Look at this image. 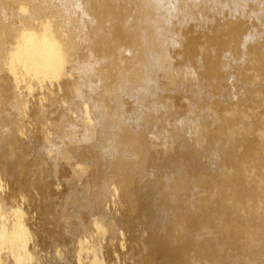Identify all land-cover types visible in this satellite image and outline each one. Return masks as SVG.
I'll return each mask as SVG.
<instances>
[{"label": "rangeland", "instance_id": "374dc122", "mask_svg": "<svg viewBox=\"0 0 264 264\" xmlns=\"http://www.w3.org/2000/svg\"><path fill=\"white\" fill-rule=\"evenodd\" d=\"M60 1L62 0H50L49 2H51V7L52 5L54 7V5L56 6V3ZM112 1L113 2H111V5L112 3H114L115 5L113 4L112 6L114 8L117 6L118 8L116 7V10L119 12H122L124 16L123 20L125 21L129 20V22H127L129 24L133 22L134 18L137 17L135 14L138 15L137 7H135L133 4L131 5L130 1H133V0H117V1L112 0ZM176 1L177 0H164L163 6L165 8H168L170 10L172 9L175 11V7H176L175 5H177V3L179 4L181 0L177 2ZM210 1L211 0H206V1L198 0L197 2H200V4L198 3L200 7H201V4H203L202 2H204L203 4L204 7L202 5V8H199L198 7L199 5L193 6L191 3L188 4V6L192 8L194 18L190 20V22H186V24L184 23L186 28L182 26L183 31L181 30V27L178 26V22H177V20L179 19L178 15L176 17L177 19L173 21L172 25L174 26L176 24L174 27L172 26V29L174 30V32H176V30L178 29L177 30V32H179L178 34H182L179 37L186 35V34L184 35L183 32L188 34L185 36V38H187V36H190V37H188L187 39L185 38L180 39L181 43H178V46H176L180 50L175 47L174 48L176 50H174V48L172 46L169 47V45L167 44V41H165L166 46H164L165 45L164 43L163 47L166 48L168 52L170 53L169 54L170 62L168 61L166 65L167 67H165L166 71L163 70L164 74L163 72H160L162 71V69L160 71L158 69L159 71L158 72L157 69L152 64H149L147 65L148 70L146 69L148 71L146 72L147 73L146 74L147 77L145 79L146 82L138 81V84H137V82L135 81L134 83L133 81H130L128 84H126L127 86L125 87L123 85L124 83L123 81L120 84V86L123 85V87H120V89H117V85L119 86V80L114 79V74L117 71L116 69L117 67H115L117 63V60H116L117 53L111 50L110 54H108L107 56L108 58H105L106 64L105 63L102 64V66H100L101 68H99L100 71L104 72L103 78L101 80L102 85H100L101 91L104 90L103 92L105 93L106 88H112V86L116 85L115 82H117V85L114 90L112 89V91L105 93L106 95L103 92L99 91L95 94V96L97 99H103L104 96L106 99L107 97L106 104H107L109 111H112L114 115L117 114L116 117L120 118L119 120L120 122H123V121L127 122L126 120L128 119L130 121L131 119H133L134 115L137 113L141 115L144 114L143 117H145V114H148V112L150 113L151 110L153 112V118H154V119L152 118L151 114H148V116L151 115L150 118L146 115L147 118L145 117V119L143 120V123L145 125L142 123L143 125L142 126L143 127L142 136H144V138L143 137L138 138L139 145L138 144L137 145L139 147L137 146V149L140 148V146L141 147L144 146L147 148V149H143L144 152L140 148L143 154L145 153L144 157L146 156L145 158L147 162L144 164L145 165L144 167L143 162H145L144 160L145 158L142 156V154L141 156L143 157L142 158L143 160L140 159V156L138 157L143 162L139 160V162H141V165L139 163V167L141 166V168H139L138 163H136L137 169L135 171L138 170L136 173L137 179L134 181L135 183L131 184L132 186L130 185V187L134 186L133 187L134 189L132 188L133 191H131V188L129 187V190L127 193V194L130 193L128 195L130 199L129 198L127 199V194L123 196L124 199L123 197L118 199L119 197L115 195V197L116 196L118 197L117 198L118 201H117L112 192L110 194L111 196H108L109 198L104 197L105 199H103L102 201L103 203H105V204H102L104 214L101 215V214H98L97 212L87 211V213L92 214L90 216L89 214L86 213V211L85 213H81V217H82V214L84 215V217H82L83 219L80 217L81 218L80 222H82V225L84 226L88 225L87 221L92 222L93 220L100 221V222L104 221L106 222V225L109 224L107 222L108 219H106L107 217L105 214H107L108 217H110L111 215L118 217L122 219L123 221H126L125 219L128 218L130 222L128 227L126 226L125 228L121 226V228H119L120 231L118 230L117 235H115L117 237L116 238L114 237L115 238L114 241L111 240L110 243H107L106 240L105 241L101 240V242L98 243V246L96 245V247L100 248L98 249V251H96L97 252L96 257L99 256L98 259L100 260L99 262L101 264H186L178 260L179 254L181 253L180 249L181 247L187 246L185 245L186 242L183 240H181L180 242H178L177 240L174 243L172 242V240L175 237L177 238V236L179 235L178 231L180 228H184V230L185 229L186 230H190V229L199 230L200 232H202L204 236V239H203L204 241L202 244H199L197 247L199 253L207 252L209 250V245H210L209 243L213 242L214 239H217L216 237L221 236L222 239L220 241V244H221V248H222V245L224 246V248L221 249L223 252L222 258H221L222 262L219 264H229V263L231 264L233 262H235L233 264H245V263L249 264V262L252 261L253 255L257 256L258 261L256 262V264H264V140H261V139L259 140L258 138L259 134L257 135V133L259 132V128L264 130V21L261 24H259L258 22H256L255 24V22L251 21V16L249 15L251 14L249 12L255 11L253 9L257 8L258 2L257 3L255 2L256 4L252 3V4L246 5L245 10L242 12L245 18H243L244 17L243 16L240 19L241 24L239 23V25L237 26V29L244 31L245 34L247 33L250 34V33L255 32L256 37L253 41L245 44V47L242 49L241 52L234 51L233 53L231 52L230 54H228L226 49L229 47L228 43H230V39L234 33L232 31H234L235 29L233 30L232 27L226 26L225 29L223 30V35L221 36V38L213 37V32L216 33L217 28L220 29L221 24L225 23L222 21H226V17L223 15H214L210 17L208 14L212 13L214 9L213 4L217 3L216 1L218 0H212V1H215L213 3ZM227 1H235V0H219L218 3L224 4ZM118 4L120 5L118 6ZM255 6L256 8H254ZM211 7H212V10H211ZM250 7H253V8H250ZM195 8L197 9V11ZM200 9L201 11H199ZM248 9L250 11H248ZM126 12H129V13H126ZM83 15H81L82 20L81 19L80 20L83 21L85 24H88L86 25L87 27H89V25L92 26L93 24H96V23L97 25H100L103 23V21L100 20L99 18L101 17L100 13H98L99 17L96 16V18H94L95 20L97 19L96 21L92 19L93 17L90 14L89 16L86 14L87 19H84L85 17ZM224 17H225V20H224ZM204 19H207V20H204ZM17 22H18L17 19H12L11 21V23L18 25L19 23ZM104 23L103 25H108ZM161 26L162 25H160L157 30L162 31L165 25L162 27ZM104 28L105 30L107 29L106 26ZM104 28H103V32H104ZM190 29H192L193 32L190 31ZM105 33H107V30L105 31ZM193 34H194V38H192V42H191V36L193 37ZM209 34L211 36H209ZM206 36H208V38ZM204 38H205V41H204ZM121 39H124L125 42L124 40H121ZM121 39L119 43H117L118 47L126 48L127 46L128 47L130 46V48L134 49L132 52V56L134 54L135 55L139 54V50L143 48V46L141 45L139 46L138 43L136 44L139 47L135 44L136 48L132 44H128L126 41H128L129 43L130 42L132 43V41L130 39H127L126 37H123ZM184 39L186 41L189 40L188 41L189 43L187 45H190V44L195 45L196 51L194 50L192 53H190L187 56L185 55L183 56L181 52L179 56L178 55L180 53L179 51H183L182 48L187 43L186 41L184 42ZM206 39L207 40L209 39L211 43L207 41ZM14 40L15 38H13L12 40L13 42L10 41L9 43L6 44L5 49L8 52L9 50L10 51L12 50L11 48H12V44L14 43ZM201 41L202 42L204 41L203 44L201 43ZM121 42H123V44ZM254 42L257 44H255ZM180 44L181 46L182 45L184 46H182L181 48ZM203 45L204 47H206V50L204 51L203 54H200L201 53L200 50L204 48ZM223 46H226V48ZM85 48L86 47L83 46L82 49L80 50L81 51L80 54L82 53V55L79 54V58L83 57V54L86 53L87 48L86 49ZM169 50L172 52V54ZM206 52L209 54H207ZM259 52H261L262 55ZM259 54L262 56L261 58ZM0 56H1L0 57V65H1L3 57H4L3 52H0ZM123 56L128 57V58L125 57L127 60L130 58L128 54H125ZM257 56L258 58H255ZM199 57H201L202 65L205 67H209L207 71H204V72L203 71L200 72V70L197 71V67L194 66V64H196L195 62L197 61ZM222 57L223 58L225 57V58L223 59ZM230 57H231V60H229ZM246 57L249 59H247ZM254 58L256 59V61L255 60L252 61ZM221 60H224V61H221ZM112 61L114 63H112ZM226 61L227 63H230V62L231 63L229 65L225 63L226 66L224 69L226 70H224L220 67V65L222 62H226ZM168 68L174 72L175 76H178V78L177 77L174 78L175 79L173 83L174 85L172 84L174 88L170 87L172 85L169 81L166 83L164 82L166 81L165 72L169 71ZM173 69L177 73H175ZM181 71H183L182 72L183 74L181 73ZM188 71H189V74H188ZM195 71H197V76H196L197 78L191 77L192 74L190 72H192L193 74H196ZM156 72L158 74L159 73L161 74L158 75ZM184 73L186 74V76H184L185 75ZM200 73H204V74L200 75ZM16 75L17 77L15 78V81H13V83L16 82L15 83L16 87L14 89V95L16 96V98L18 97L17 99H19L21 102L18 107V110H16V108L15 110L12 109L6 102L9 100L8 97H10L11 94H9L7 90H3L2 87L7 82H12V80H11V77L9 78L8 72L0 68V136H2V141H6L10 145H16V146L19 145V150L15 157L16 158L15 162L17 164H20L18 166L19 169L17 168V171H15L14 176L8 177L12 180L7 179V177L4 175L2 176V178L0 177V227L8 226L11 224H18V225L20 224L21 226H23V228H25V230L27 231L29 235L24 245L20 248L17 247L15 250H13L14 252H11L12 254L18 255L22 248L25 252L28 251V252H31V254H34L33 255L34 258L38 257L36 258L40 260L39 262H37L38 264H89V262L91 261V258L90 259L88 258L90 256L87 257L86 254H82L80 258L75 256V251H74L75 249L73 248L74 245L72 246V244H70V241L67 240L66 237L64 238L63 236H61L62 234H60L61 232H60L58 224L56 226V223H54V221L56 220L54 219L50 220L51 223L43 220V217H45L46 214L49 213V211L62 206L61 203L63 202L64 197L69 193L68 188H65V186L63 187L62 181L64 182V179L65 178L67 179L69 177V174H71L70 173L71 167L67 165L62 166L61 164V165H58L59 168L57 169L56 174L54 175L52 173V160L50 159L48 152L47 153L45 152L46 154H44V151H42L41 143L43 142V137L47 136L49 132L48 127H50L53 122H57L56 120H58L59 117L61 116L60 110L64 108L62 106L57 105V103L56 104L53 102L51 103L48 97L49 95L53 93L59 96L60 98L59 102H63L66 104V102H69V100L72 97V92H71L72 89L69 85L65 83L67 82L66 80L60 79V81L53 82L52 80H49L45 77V78H42L43 79V82H42V81L35 80L33 78L26 77V75L20 72L19 69ZM190 79L191 80L193 79V80L190 81ZM147 82L149 83V85ZM101 83L99 82V84ZM133 84L134 85L137 84V86L140 88L137 87L138 88L137 89L136 86H134ZM166 84H167V87H166ZM132 86H134L136 90ZM156 86L157 88L158 87L159 88L157 89ZM145 87H148L150 89L145 88ZM123 88L124 89L126 88V89L123 90ZM143 88L145 89L143 90ZM155 88L157 89V91H155ZM140 89H142L144 92H142V90L140 91ZM160 89L162 92L159 91ZM203 89L205 92L202 91ZM250 89H253V90H250ZM222 90H225V92L223 93ZM121 91L123 92L122 94L124 96L121 95L120 93ZM154 91L159 92V93L156 94ZM145 92L147 94H150L148 95L149 96L148 98H147V95L144 94ZM152 92L154 95L153 97H151ZM137 94L138 95L141 94V95L138 97ZM108 95H111V96H108ZM116 95H118L122 100L118 98V96ZM203 96H206V97H203ZM220 96L222 97L220 98ZM136 97L139 98L140 100L142 98L145 99V97L146 99L144 101L143 99L139 101L137 100ZM202 97H203L202 99L203 102L200 99ZM108 98H110V100L114 98L115 101L112 100V103H111L110 100H108ZM222 98L223 100L225 99V102L221 100ZM148 99L149 101H147ZM150 100H151V103H150ZM116 101L118 102L120 101V103H117ZM147 102H149L150 105H148ZM152 102L153 103L155 102V103L152 104ZM114 103L117 108L120 107L119 110L116 109V107H114ZM82 104H83V101L79 106L80 107L82 106L81 107L82 111L83 112L85 111L86 116L88 115L89 117L90 112H89V108H87L88 106L85 103L83 105ZM146 105H148L149 107L151 106V107L149 108ZM110 106H113V107L111 108ZM133 106L135 107V109L136 107L138 108L135 110L134 108H132ZM191 106H194L193 109L191 108ZM141 107L143 108L142 110H141ZM152 107L153 109H151ZM154 107H156L157 109ZM188 107H190L191 109ZM115 110H116V113H115ZM147 110L149 111L147 112ZM155 110H158V111H155ZM19 112L21 115L19 114ZM34 112L41 113V117L43 121L42 124L44 128L42 133L44 134L40 133L41 131V129H39L40 124H38L36 120V115ZM231 112H233L234 114ZM132 114L134 115L132 116ZM73 116L75 118H73ZM69 118L72 121L71 124L73 123L72 125H76L77 127L76 126L75 127L78 129L77 132L79 131L78 133H80V130L82 129L81 128L82 122L79 118L78 112L73 111L71 113V116L69 114ZM193 119L195 120L198 119V122L200 123L199 127L202 128V129L199 128L200 131L198 130L199 133L202 131L200 134L203 135L201 136L203 140L200 139L202 142L199 141L201 143V146L199 142H198V145L195 142L196 140L198 141L197 137H195L196 138L195 141L193 139L194 137L192 138L193 136L192 134H194V136H197L196 132H198L195 126H194L195 128H193L192 123L193 121H195ZM182 120H183V124L179 125L178 123L181 121L180 122L181 124ZM184 121L188 122V124H185L186 122L184 123ZM88 122L91 125L92 123H94L93 120L92 122L88 120L87 123ZM244 122L246 123V127H248L250 131L254 127L255 129H253L252 131L254 130L255 131L249 132V129H248V131H246V133L248 132L247 133L248 137L244 133V135L241 136L243 140L242 139L236 140L238 142L239 140L243 141V142L241 141L242 142L241 146L244 147L242 148V147H239L240 142L237 143L235 142V138L231 139L230 137H227V136L229 135V131L231 129L239 128L238 126L242 125V123L244 124ZM13 124L16 125V130L11 134L9 128ZM249 124H250V127H249ZM79 126H80V129H79ZM178 126H181V128L183 129H181ZM228 127L230 128L229 131L227 130L229 129ZM189 128H192V129L190 130ZM178 129H181V130H178ZM19 130H22V131L19 132ZM164 130L167 132V134L165 135H163L165 133L163 132ZM226 130L228 132L225 133ZM255 132H256V135H255ZM155 133L156 134L163 133L162 135L161 134H158V135H160L161 137L163 136L164 138L166 135L168 137L166 136L167 137L166 139H162L163 137L159 138L158 139L159 143H158V141L156 139H155L156 141L153 140L154 138L152 137ZM223 136H226V138ZM221 139L223 141H221ZM245 139H247L245 141L246 143L244 142ZM161 140L162 141L168 140L170 142L169 144V142L167 141L168 143L166 144H168V146L164 145V147L166 146L167 149L169 150V151L167 150L168 152L164 150L162 146H159V144L163 145L161 144L162 142ZM58 142H59L58 139L57 141L56 140L53 141V143H55L54 144L55 146H57V144L59 145ZM53 143L51 141V144ZM235 143L238 145H234ZM180 145L187 146V148H185L184 146L183 148L184 152L183 151L179 152L180 150H182V148L181 149L179 148L181 147ZM159 147L160 149H158ZM177 148H179L180 150ZM200 148L202 149V151H200L201 150ZM235 149L238 153L235 152ZM205 150L209 152L211 151L212 154L215 156V159L213 158V160L211 161L208 159L209 161H207L206 159L207 151L205 153ZM156 155L159 157L157 158ZM47 156H49L48 159H47ZM147 156H148V159H147ZM202 156L203 157L205 156L206 158L204 157L203 159ZM138 158L136 160L137 162H138ZM156 159H158L161 163L160 162L156 163L158 161ZM205 159L207 162H205ZM75 163L78 164L77 161H75L73 164L76 165ZM6 166H7L6 160L0 159V171H2V169ZM178 166L181 169L180 170L181 172L175 171L176 167ZM94 168H97V166L95 165ZM142 168L146 170H143ZM141 169L144 172L140 171ZM140 175L142 177L144 176L143 179ZM168 177L170 179H168ZM165 181L168 183L167 185L169 187L167 189L169 192L165 191L166 193L164 192V188L166 184V183L164 184ZM261 183L263 184V187H261L262 191L261 189H259ZM112 184L116 188L115 182ZM169 184L171 185L169 186ZM178 185H181V186H178ZM109 186H111V183L109 184ZM111 187L112 189H114L113 186ZM246 187H248L249 202L247 199L245 200L246 202H243L239 198L240 191H242ZM152 189H154L153 191H156V190L157 192L159 191L158 192L159 197L158 199H156L157 202L156 201L152 202L149 199L151 194H155V195L157 194L156 192L153 193V191H151ZM179 191L180 193H183V194H180ZM114 193H115V190H114ZM167 193L168 195H166ZM170 193L171 194L176 193V196H177L176 202H178V203H175V205H177L176 210L177 211L180 210L179 213H181V214L178 213L176 217L178 220L180 221L182 220L181 222H184V223H181L180 221L175 220L176 218L174 217L175 219L174 220L171 219L170 221L172 224L169 223L168 225L170 226H167L165 230L161 231L158 225L154 227V225L152 224L153 218L155 217L154 216L155 214L153 213L154 211L155 213L156 211H159L158 208L160 209L161 206L164 209L169 204L168 198H169ZM141 196H142V199L145 198L144 199L145 201L141 199ZM190 198L193 200H191ZM143 201L146 204H142L144 203ZM149 202H151V204H148ZM200 204L201 206H199ZM144 205H147V206H144ZM218 208L220 209L219 218L217 217V214L215 213ZM149 212L152 214V215L150 214V216H152V219L148 215ZM85 214L86 216L89 215L90 218H88L89 216L86 217ZM180 215L183 217L185 216V217L183 218ZM103 217H106V218H103ZM134 218H135V221L133 220ZM235 218L236 219L238 218V220H236ZM110 219L108 221H110ZM225 220L227 222L224 224ZM133 221L134 222L137 221V223H134ZM138 222L140 224H138ZM150 222H151V225H149ZM132 223L136 224V226ZM155 223H158V222H155ZM220 223L222 224V226ZM150 226L152 227V229ZM227 233H230L232 237L229 236L228 234V237H229L228 238ZM248 236L249 237L252 236V237L249 238ZM82 238L84 240L83 243H86V242L89 243V241L91 240L88 237H82ZM145 243H148L151 247V248L149 247L150 249L149 248L147 249L148 251H144L143 249L144 248L143 246ZM228 243H229V246H228ZM90 244L91 246L93 245L92 242H90L89 245ZM69 247L70 248L72 247V248L70 249ZM34 248H36V250ZM224 250L228 252V254ZM231 255L233 258L231 257ZM9 256H10V251H7V250L4 251V249L0 250V264H12L9 261V258H8ZM209 257L210 258H208L209 260L207 261V263L199 262V260H197L194 255H190L189 253L188 255L189 261L187 264H217V261L219 260V258L216 255L211 254V256ZM76 259L77 260L79 259V260L77 261ZM225 259L227 260L225 261ZM232 259H233V262H232Z\"/></svg>", "mask_w": 264, "mask_h": 264}, {"label": "bare ground", "instance_id": "6f19581e", "mask_svg": "<svg viewBox=\"0 0 264 264\" xmlns=\"http://www.w3.org/2000/svg\"><path fill=\"white\" fill-rule=\"evenodd\" d=\"M49 1L50 0H0V52H3V54H4L3 60L1 59L2 63L0 65V68L2 70H6L9 74V78L11 77V80H12V82H7L2 87V89L7 90L9 92V94H11L10 97H8L9 100L8 99H7L8 101L5 100L7 102V104L12 109L15 110V108H16V110H18V107H19L21 102L19 99H17L18 97L16 98V96L14 95V89L16 87V84H15L16 82L13 83V81H15V78L17 77L16 74H17L18 69L20 72H22L28 78H33L35 80L42 81V82H43L42 78H45V77L49 80H52L53 82L60 81V79L66 80L67 82H65V83L71 87L72 97L70 96L71 99L69 100V102H66V104L63 102H59V99H60L59 96L55 95L53 93L51 95H49V97H48L49 101H51V103L52 102L55 104L57 103V105L62 106L64 108L60 110L61 116L59 117L58 120H56L57 122H53L51 124V126L48 127L49 132H48L47 136L43 137V142L41 143L42 144V151H44V154H46L48 152V155L50 156V159L52 160V173L54 175L56 174V171L59 168L58 165H61V164H62V166H64V165L70 166L71 167V170H70L71 174H69V177L67 179L66 178L64 179V182L62 181L63 187L65 186V188H68V191H69V193L64 197V200L62 199L63 202L60 200L62 202L61 203L62 206L57 207L56 209H52L51 211H49V213L46 212L47 214L45 217H43V220H45L46 222H50V220H53V219L56 220V221H54V223H56V226L58 224L60 232H61L60 234H62L61 236H63L64 238L66 237V239L70 241V244H72V246L74 245L73 248L75 249L74 250L75 256L80 258L82 254H86L87 257L90 256L88 259L91 258V261H90L91 264H101L99 262L100 260L98 259L99 256L96 257V253H97L96 251H98V249H100V248L96 247V245L98 246V243L101 242V240H104V241L106 240L107 243H110L111 240L114 241V239L117 237L115 235H117L119 228H121V226H123L125 228H126V226L128 227L130 222H129L128 218L127 219L124 218L126 221H123L122 219L115 217V216H112V215L110 216L111 217V219H110V217H108L107 214H105L107 218L106 217H103V218H106L108 220L110 219V221L107 220V222L109 224L106 225V222H104L103 220L102 221L104 223L100 222V221H96V220L94 221L93 220L94 222L93 221L92 222L87 221L88 225L84 226V225H82V222H80L81 221L80 219L82 217H84L83 214L81 217V213H85V211H86V213H87V211L88 212L92 211V212H97L98 214H101V215L104 214L102 204H105V203L102 202L103 199H105L108 196H111L110 194L113 192L114 197H115V195H117L119 197V198L117 196L115 197V199L118 201V199L122 198L125 194L128 193L130 185L132 183H135L134 181L137 179L136 173L138 171V170L135 171L137 169L136 163H138V167H139V163L141 165V162H139V160L144 157L145 153L143 154V152H144L143 149H147L146 147L143 146L144 144L142 145L144 148L140 146V148L142 149L143 152L141 151L140 148H138L139 150L137 149V146L139 145L138 144V141H139L138 138H141V137L144 138V136H142L143 135L142 123H143V120L145 119V117L147 118L148 114H151L152 118H153V112L151 110V109H153V107L150 109L152 113L151 112L149 113L148 112L149 110H147L148 114H145V117H143L144 114L141 115V114L137 113L135 115L132 114V116L134 115V117L130 121H129V119L126 120L124 118L127 122H124L122 119L121 120L123 122H120L119 121L120 118L116 117L117 114L114 115L112 111H109L107 104H106L107 97H106V99H105V96L103 97V99H97L95 96V94L97 92L101 91L100 85H102L101 80H102L103 74H104V72L100 71L99 68H101L100 66H102V64L105 63V58H108L107 56H108V54H110L111 50L117 53V59H116L117 63L115 65V67H117L116 68L117 71L114 74V79L119 80V86L117 85V82L114 81L117 85V89H120V87H123V85L126 87L127 86L126 84H128L130 81H133V83L135 81V82H137V84H138V81L146 82V80H145L147 77L146 72H148L147 71L148 70L147 65H149V64H152L157 69V71H158V69H159V71L162 69V71H160V72H163V70L166 71L165 67H167L166 65L169 61V54L170 53L168 52V50L166 48L163 47L165 41H167V44L169 45V47L172 46L173 48L174 47L177 48L176 46H178V43H181L180 39L185 38V36L188 35L187 33L183 32L184 35L185 34L186 35L179 37L182 34H178L179 33V32H177L178 29L176 30V32H174V30L172 29L173 21L175 19H177L176 17L178 15L179 16V19L177 20L178 26L181 27V30H182V26L186 28V26H185L186 22H190V20H192L194 18L192 8H190L188 6V4L191 3L193 6H198L200 4V2H197L198 0H181L179 2V4L177 3L178 6L175 5L176 7H175V11H174L172 9L170 10L168 8H165L163 6L164 0H133L130 2H131V5L133 4L135 7H137L138 15L135 14L137 17H135L133 22H131L129 24V23H127V22H129V20L128 21L123 20L124 16H123L122 12H119L116 10L117 6L114 8L112 6L114 3H112V5H111V2H113L112 0H62L58 3H56V6L54 5V7H53V5H52L53 8L51 7V2H49ZM177 1H179V0H177ZM218 1H216L217 3L213 4L214 6L211 4L214 9H213L212 13L208 14V15L210 17H212L214 15H223L226 17V21H222L225 23L221 24L220 29L217 28L216 33L213 32V37H216V38L220 37L221 38V36L223 35V30L225 29V27L226 26L232 27L233 30L234 29L235 30L234 31L231 30L234 33H233L231 39L229 38L230 43H228L229 47L226 49V51L228 54H230L231 52L233 53L234 51L241 52L242 49L245 47V44L253 41L256 37L255 32L250 33V34H248V33L245 34L244 31L237 29V26L240 23V19L244 16L242 14V12L245 10L246 5L258 2L257 8L255 6L254 8H256V9H253L255 11L249 12V13H251L249 15L251 16V21L255 22V24H256V22L261 24L264 21V1L263 0H235V1H227L224 4L218 3ZM55 2H57V1H55ZM207 2H209V1H207ZM210 2L213 3L215 1L211 0ZM222 2H224V1H222ZM127 3H129V2H127ZM202 3L204 4V2H202ZM124 4H125V2H124ZM203 4H201V7H200V5L198 7L202 8ZM209 4H208V6H209ZM119 5L120 4H118V6ZM123 7H124V5H123ZM203 7H204V5H203ZM250 8H253V7H250ZM133 10H134V8H133ZM204 10H206V9H204ZM211 10H212V7H211ZM196 11H197V9H196ZM199 11H201V9ZM248 11H250V10L248 9ZM98 13L101 14L100 15L101 17L98 16ZM126 13H129V12H126ZM83 14H85V15H83ZM86 14L88 16L90 14L93 17L92 19L94 21L97 20V19L95 20L94 18H96V16H98L100 18V20L103 21V23L105 22L108 25H103V23L100 25H97V23H96V24H93L92 26L89 25V27H87L86 25H88V24H85L83 21H81L82 20L81 15H83L85 17V18L83 17L84 19H87ZM130 15H132V14H130ZM131 17H133V16H131ZM225 17H224V20H225ZM243 18H245V16ZM12 19H17L18 20L17 23H19V24L17 25V24L11 23ZM204 20H207V19H204ZM199 21H200V19H199ZM160 25H162V26L165 25L164 29L162 31L157 30ZM105 26L107 28L106 29L107 33H105V31H106L104 28ZM214 26H216V25H214ZM180 27H179V29H180ZM103 28H104V32H103ZM176 28H178V27H176ZM232 28H230V29H232ZM192 29H190V31H192ZM209 36H211V35L209 34ZM123 37H126L127 39H130L132 41V43L131 42L129 43L128 41H126L128 44H132L133 46H135V44L138 43L139 46L140 45L143 46V48L141 50H139V54H136V55L134 54L132 56V52L134 49L130 48V46L129 47L127 46L126 48L118 47L117 43H119L120 39ZM188 37H190V36H187V38ZM206 37L208 38V36H206ZM228 37H229V35H228ZM13 38H15V40H14V43L12 44V48H11L12 50L11 51L9 50V52H8L5 49L6 44L9 43L10 41H12ZM187 38H185V39H187ZM192 38H194V34H193V37L191 36V42H192ZM185 39H184V42L186 41ZM209 39L208 40L206 39V40L209 41ZM121 40H124V39H121ZM214 40H215V38H214ZM182 41H183V39H182ZM188 41H186L187 42L186 45L189 43ZM204 41H205V38H204ZM124 42H125V40H124ZM193 42H195V41H193ZM203 42L201 41L202 44H203ZM217 42H219V41H217ZM121 43L123 44V42H121ZM199 44H200V42H199ZM205 44H207V43H205ZM226 44H227V42H226ZM255 44H257V43H255ZM186 45L185 46L182 45V46H184L182 48V46L180 44L183 51H179L180 52L178 54L179 56H180L181 52H182L183 56L184 55L187 56L190 53H192L196 48L195 45H193V44H190L187 46ZM83 46H85L87 48V51L85 50L86 53L83 54V57L79 58V54L81 52L80 50L82 49ZM164 46H166V43ZM203 47H204V45H203ZM209 47H210V45H209ZM223 47L226 48V46H223ZM135 48H136V46H135ZM175 48H174V50H176ZM177 49H179V48H177ZM205 50H206V47H204L202 50H200L201 51L200 54H203ZM6 51H7V53H6ZM135 52H136V50H135ZM259 53L261 54V52H259ZM125 54H128V56H130V58L128 60L126 59L128 57L125 56L126 57L125 58L123 56ZM171 54H172V52H171ZM207 54H209V53H207ZM257 54H258V52H257ZM260 54H259V56L261 58L262 54L261 55ZM80 55H82V53ZM231 55H233V54H231ZM113 57H114V55H113ZM226 57H228V56H226ZM231 57L229 60H231ZM199 58H198L199 60L197 59V61L195 62L196 64H194V66L197 67V71L198 70H200V72L201 71H203V72L207 71L209 69V67L203 66L202 61H201V57H199ZM255 58H258V56ZM255 58L252 61H254V60L256 61ZM247 59H249V58H247ZM221 61H224V60H221ZM112 63H114V62L112 61ZM203 63H205V62H203ZM225 63H227V61L221 63L220 67L222 69L225 68V66H226ZM230 63H227V64L229 65ZM170 65H168V66H170ZM224 70H226V69H224ZM197 71H195L196 74H193L192 72H190L192 74V76H191V74H190V76L195 78L197 76ZM220 71H221V69H220ZM182 72L183 71H181V73ZM185 72H186V70H185ZM165 73H166V81H164L165 83L169 81L172 85L175 81L174 78L175 77L178 78V76H175L174 72L171 71L170 69H169V71H167ZM175 73H177V72L175 71ZM159 74H161V73H159ZM163 74H164V72H163ZM188 74H189V71H188ZM202 74H204V73H200V75H202ZM162 76H164V75H162ZM184 76H186V74ZM190 76H189V78H190ZM229 79H230V77H229ZM192 80L190 79V81H192ZM215 80H216V78H215ZM123 81H124L123 85L120 86V84ZM151 81H149V82H151ZM99 82L101 84H99ZM137 84H135V85L133 84V85L136 86V88H137L138 87ZM116 85L112 86V88H106L105 93L112 91V89L114 90L116 88ZM148 85H149V83H148ZM173 85L172 86L168 85V86L173 87ZM134 86H132V87L134 88ZM110 87H111V85H110ZM162 87H164V86H162ZM166 87H167V84H166ZM136 88H134V89L136 90ZM138 88H140V87H138ZM145 88H148V87H145ZM145 88H143V90ZM156 88H157V86H156ZM156 88H155V91H157V89L159 87L157 89ZM103 89H105V88H103ZM125 89L123 88V90H125ZM148 89H150V88H148ZM121 90H122V88H121ZM141 90L142 89H140V91ZM143 90H142V92H144ZM250 90H253V89H250ZM103 91H101V92H103ZM159 91L162 92L161 89ZM202 91L205 92L204 89ZM222 91H223V93L225 92V90H222ZM120 93H121V95H123L122 91ZM120 93H118V94H120ZM136 93H137V91H136ZM155 93L157 94L159 92H155ZM144 94L147 95V98L149 97L148 95H150V94H147L146 92ZM140 95L141 94H139L138 97ZM108 96H111V95H108ZM116 96H118V95H116ZM153 96L154 95L152 92L151 97H153ZM203 97H206V96H203ZM203 97L200 98L202 102H203V100H202ZM207 97H209V96H207ZM221 97L222 96H220V98ZM118 98H120V97L118 96ZM145 99H146V97H145ZM145 99H143V101ZM108 100H110V98H108ZM112 100L115 101L114 98H112ZM112 100H110L111 103H112ZM137 100L141 101L139 98H137ZM221 100H223V98ZM82 101H83V104L85 103L88 106L87 108H89V112H90L89 117L90 118L88 117V115L86 116L85 111L84 112L82 111V109H81L82 106L81 107L79 106L82 103ZM147 101H149V99ZM223 101L225 102V99ZM116 102L120 103V101L119 102L116 101ZM135 103H136V101H135ZM147 103H148V105H150L151 100H150V103L149 102H147ZM154 103L152 102V104H154ZM86 105H85V107H86ZM148 105H146V106H148ZM117 106H118V104H117ZM134 106L132 108L135 109ZM110 107L112 108L113 106H110ZM114 107H116L115 103H114ZM121 107H122V105H121ZM193 107L194 106H191L192 109H193ZM119 108L116 107V109H118V110H119ZM137 108L138 107H136V109ZM154 108H156V107H154ZM188 108H190V107H188ZM139 109H138V111H139ZM142 109L143 108L141 107V110ZM203 109H205V108H203ZM19 110H20V108H19ZM73 111L78 112L79 118L82 122V125H81L82 129L80 130V133H78L79 131L77 132V130H78L76 128L77 126L72 125L73 123L71 124L72 121L69 118V114L71 116V113ZM155 111H158V110H155ZM155 111H154V113H155ZM115 113H116V110H115ZM231 113H233V112H231ZM19 114H20V112H19ZM121 114H123V113H121ZM192 114H193V112H192ZM35 115H36V120H37L38 124H40V127H39V129H41L40 133H42L44 128H43V124H42L43 121H42L41 113L36 112ZM151 115H149L148 117L150 118ZM120 117H121V115H120ZM73 118H75V117L73 116ZM88 120H90L91 122L93 120L94 123H92V125H91L89 122L87 123ZM189 120H188V122H189ZM193 120H195V119H193ZM186 121H184V123ZM247 121H249V120H247ZM180 122L178 124L182 125L183 120H182L181 124H180ZM188 122H186L185 124H188ZM249 122H251V121H249ZM192 124H193V128L196 127L197 131L199 130V128H201V127H199L200 123L198 122V119L193 121ZM178 127L181 128V126H178ZM224 127H226V126H224ZM238 127L239 128H236V129L234 128L231 130H230V128L227 129L228 131L229 130L230 131H229V135L228 136L226 135V136L230 137L231 139L235 138V142H237V143L240 142L239 147H242L241 143L243 142L242 141L243 139L241 138V136H243L244 133L247 136L248 132L246 133V131H248L249 128L246 127L245 122H244V124L242 123V125H239ZM249 127H250V124H249ZM79 129H80V126H79ZM181 129H183V128H181ZM181 129H178V130H181ZM189 129L191 130L192 128H189ZM253 129H255V127ZM253 129H251V131ZM9 130H10V133L12 134L16 130V125L15 124L11 125ZM227 130L225 131V133L228 132ZM21 131L22 130H19V132H21ZM194 131H195V129H194ZM199 131L196 132L197 136H194V134H192L193 135L192 138L194 137L193 138L194 141L196 139L195 137L198 138V141L197 140L195 141L197 143V145H198L199 141L203 140L201 138V136H203V135L200 134L202 131L200 133H199ZM251 131L249 129V132H251ZM254 131H252V132H254ZM163 132H165L164 134L162 133L163 135L167 134V132L165 130ZM42 134H44V133H42ZM158 134H161V133H157V134L155 133L152 137L154 138L153 140L156 139L159 143L158 139L162 138L163 136L161 137ZM255 135H256V132H255ZM257 135L259 136L258 137L259 140L260 139L264 140V130L259 128V132L257 133ZM166 136H165V138L163 137L162 139H166L168 137V136L167 137ZM226 136H223V137L226 138ZM247 137H245V138H247ZM255 137H257V136H255ZM57 139L59 140V142H58L59 145L57 144V146H55L54 145L55 143H53V141L54 140L57 141ZM238 139H242V140H239V142H238V141H236ZM168 140H163V141L161 140L162 141L161 144H163V145L159 144V146H162L164 148V150H166V151L168 150L166 147V146H168V144H166V143H168L170 141V140L169 141ZM246 140L247 139H245L244 142ZM51 141L53 144H51ZM221 141H223V140L221 139ZM170 142H169V144H170ZM199 144L201 146L200 142H199ZM164 145H166V146L164 147ZM210 145H212V144H210ZM234 145H238V144L235 143ZM169 146H171V145H169ZM180 146L181 147H179V146H177V147H179L180 149L182 148V150H180L179 148H177V149L180 150V151L178 150L179 152H182L185 145H180ZM185 148H187V146H185ZM242 148H244V147H242ZM158 149H160V147ZM18 150H19V145H17V146L16 145H10L6 141H2V136H0V159L6 160V164H7V166L4 167L2 169V171H0V177L1 178L4 175L7 177V179H10L8 177H13L15 171H17V168L19 169L18 166L20 164H17L15 162V159H16L15 157L17 155ZM207 150H209V149H207ZM207 150H205V153ZM210 150H212V149H210ZM237 150H239V149H237ZM200 151H202V149ZM212 151H214V150H212ZM235 152H237L236 149H235ZM141 154L143 157L141 156ZM215 155H216V153H215ZM49 156H47V159ZM139 156H140V159L138 158ZM148 156H147V159H148ZM156 157L158 158L159 156L156 155ZM204 157H203V159H204ZM206 157L205 158L207 159V161H209V160L211 161V160H213V158L215 159V156L212 154L211 151L210 152L207 151ZM137 158H138V162L136 161ZM206 159H205V162H207ZM142 160H140V161H142ZM144 160H145V162L142 161L143 165L147 162L146 158ZM156 160H158V159H156ZM75 161H77L78 164L75 163L76 165H74L73 163ZM158 162H160V161L158 160L156 163H158ZM210 163H212V162H210ZM95 165L97 166V168H94ZM143 165H142V167H143ZM144 167H145V165H144ZM139 168H141V166ZM142 169L140 171L146 170V169H143V170ZM180 170L181 169L179 168V166L176 167V169H175V171H177V172H181ZM146 175H147V173H146ZM143 177H142V179H143ZM3 178H5V177H3ZM168 179H170V178L168 177ZM10 180H12V179H10ZM114 182H115L116 188L112 184ZM110 183L114 189H112V187L109 186ZM164 184H165L164 192L165 191L169 192L167 190L169 188L167 185L168 183L165 181ZM170 185L171 184H169V186ZM178 186H181V185H178ZM133 187H130L131 191H133V189H134ZM261 187H263L262 183L259 187V189H261V191H262ZM114 190H115V193H114ZM148 190H150V189H148ZM153 190L154 189H152L151 191H153ZM154 192H156L157 194L155 195V194L150 193L151 195H150L149 199L152 202L153 201L157 202L156 199H158V197H159V195H158L159 191L157 192V190H156V191H153V193ZM253 192H254V190H253ZM179 193H180V191H179ZM129 194H127V199L129 198L128 197ZM148 194H149V192H148ZM170 194H169V198H168L169 204L164 209L161 206L162 208L161 207H160V209L158 208L159 211H156V213L154 211V213H153V214H155L154 215L155 217L153 218L152 224L154 225V227L158 225L159 229L161 231L165 230L167 228V226H170L168 224L171 223L170 222L171 219L174 220L176 218L175 220H178L176 215L179 213L180 210L179 211L176 210L177 205H175V203H178V202H176L177 196H176V193H173L171 195ZM180 194H183V193H180ZM166 195H168V193ZM137 197H139V196H137ZM239 198L243 202H246L245 201L246 199L248 200V198H249L248 197V187H246L242 191H240ZM123 199H124V197H123ZM141 199H142V196H141ZM144 199H142V200H144ZM191 200H193V199H191ZM56 201H58V200H56ZM158 201H160V200H158ZM248 202H249V200H248ZM163 203H165V202H163ZM142 204H146V203L144 202ZM148 204H151V202H149ZM238 205H239V203H238ZM144 206H147V205H144ZM199 206H201V204ZM190 208H191V206H190ZM190 208H189V210H190ZM219 212H220V209L218 208L217 211L215 212L217 214L218 218L220 216ZM87 214H89V213H87ZM150 214L151 213L149 212L148 215L150 216ZM179 214H181V213H179ZM183 214H184V212H183ZM89 215L91 216L92 214H89ZM89 215H87V216H89ZM85 216H86V214H85ZM90 216L88 218H90ZM97 217H98V215H97ZM146 217H148V216H146ZM181 217H183V216H181ZM191 217H193V216H191ZM252 217H254V216H252ZM150 218L152 219V216H150ZM183 218H181V219H183ZM218 218H216V219H218ZM179 219H180V217H179ZM133 220L135 221V218ZM236 220H238V218ZM130 221H131V219H130ZM178 221H180V220H178ZM155 222H158V223H155ZM226 222L227 221L225 220L224 224ZM134 223H137V221ZM134 223H132V224H134ZM181 223H184V222H181ZM138 224H140V223L138 222ZM134 225L136 226V224H134ZM149 225H151V222L149 223ZM183 226H184V224H183ZM221 226H222V224H221ZM151 229H152V227H151ZM227 230H229V229H227ZM178 232H179V235L177 236V238L176 237L174 239L172 238L173 239L172 242L174 243V242H176V240L178 242H180L181 240H183L186 242L185 245H187V246L181 247V249H180L181 253L179 254V258H178V260L180 262L187 264L189 261L188 260L189 253H190V255H194L195 258L197 260H199V262H206L207 263V261L209 260L208 258H210L209 256H211V254L216 255L219 258V260L217 261V264L222 262L221 258H222L223 252L221 249H223L224 246L222 245V248H221V244H220V241L222 239L221 236L216 237L217 239H214L213 242L209 243L210 244L209 250L207 252L199 253L197 247L199 244H202L204 241L203 240L204 236H203L202 232H200L199 230H192V229H190V230L185 229L184 230V228H180ZM228 234H229V236L232 237V235H230V233H227V237H228ZM28 236L29 235H28L27 231L20 224L19 225L18 224H11L8 226L0 227V250L4 249V251L5 250L10 251V256L8 258L12 264H36L37 262L40 261V260L36 259L38 257L34 258V256H33L34 254H31V252H28V251L25 252L22 248H21V251L18 255L11 253V252H14L13 250H15L17 247H19V248L22 247ZM225 236H226V234H225ZM82 237H88L89 239H91L90 241L89 240L88 241H89V243L92 242L93 245L92 246H91V244L89 245L88 242H86L87 244L83 243L84 240ZM251 237H249V238H251ZM244 240H246V239H244ZM224 242H226V241H224ZM149 243H151V242H149ZM183 244H184V242H183ZM148 245H149L148 243L144 244V246H143L144 251H148L147 249L150 247V245L149 246ZM228 246H229V243H228ZM199 248H200V246H199ZM34 249L36 250V248H34ZM226 253L228 254V252H226ZM253 253H255V252H253ZM255 256L254 255L252 256V261H250L249 264H256V262L258 260H257V256L256 257ZM231 257H232V255H231ZM218 258H216V259H218ZM226 260L227 259H225V261ZM90 262H89V264H90ZM232 262H233V259H232ZM233 263H235V262H233ZM233 263H231V264H233Z\"/></svg>", "mask_w": 264, "mask_h": 264}]
</instances>
